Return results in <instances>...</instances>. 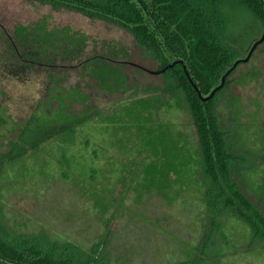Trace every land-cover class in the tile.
<instances>
[{
    "label": "rangeland",
    "instance_id": "obj_1",
    "mask_svg": "<svg viewBox=\"0 0 264 264\" xmlns=\"http://www.w3.org/2000/svg\"><path fill=\"white\" fill-rule=\"evenodd\" d=\"M263 30H247L240 59ZM95 57L123 63L127 84L99 88L83 64ZM130 63L156 68L105 19L0 0V212L15 231L86 250L108 239L119 264H176L197 254L203 233L196 130L183 97L155 89L161 77ZM212 102L233 151L254 163L240 187L264 213V41ZM53 127L56 135L29 146ZM26 128L28 144L17 139ZM223 233L228 242L210 263L264 264L240 221L223 220Z\"/></svg>",
    "mask_w": 264,
    "mask_h": 264
},
{
    "label": "trees",
    "instance_id": "obj_2",
    "mask_svg": "<svg viewBox=\"0 0 264 264\" xmlns=\"http://www.w3.org/2000/svg\"><path fill=\"white\" fill-rule=\"evenodd\" d=\"M42 1L89 18L105 19L126 30L142 53L156 63L154 71L165 69L173 61H182L156 74L161 77L162 86L154 88L170 95H181L187 105L197 135L205 213L197 254L176 264H212L209 260L221 255L228 242L223 233V220L227 218L245 225L249 231V245H259L264 250V213L240 187L245 172L253 168L254 163L233 151L230 134L222 126L212 102L236 67L228 73L222 87L205 102L199 100L182 67L185 66L201 95L207 96L240 59L239 49L247 30L258 25L264 29V0ZM39 38L45 40L44 36ZM83 64L90 67L101 89L105 86L106 90L114 91L123 83L127 84L123 63L95 57ZM130 64L145 69L136 63ZM70 129L72 127L67 126V130ZM28 131L23 129L17 139L28 144L27 136L32 135ZM40 131L38 141H31L29 146L34 147L58 133L56 127ZM108 244V239H98L86 250L46 233L15 231L0 212V264H119V249H116L119 245L113 243L107 248Z\"/></svg>",
    "mask_w": 264,
    "mask_h": 264
},
{
    "label": "water",
    "instance_id": "obj_3",
    "mask_svg": "<svg viewBox=\"0 0 264 264\" xmlns=\"http://www.w3.org/2000/svg\"><path fill=\"white\" fill-rule=\"evenodd\" d=\"M263 41H264V30H263V32H262L260 38H259L257 41H255V42L252 44V46L250 47V49H249V51H248L246 57H245L244 59H238V60H236V61L233 63V65L230 67V69H229L228 71H226V73L221 77V79H220V84H219L217 87H215V88H214V89H213V90H212L207 96H202V95H201V93L198 91V88H197L196 85L192 82V80L190 79L189 75L187 74V72H186V70H185V66H182V67H183V70H184V74H185V76L187 77L188 81L191 83V85H192L193 89L195 90V92L197 93V96H198L199 100L202 101V102H205V101L209 100L210 98H212L213 95L215 94V92H216L217 90H219V89L222 87V85H223V83H224V81H225V78H226V76L228 75V73H229L231 70H233L238 64L247 62V61L249 60V58H250L252 52L254 51V49H255L259 44H261ZM177 63H178V64H182V61H181V60L173 61L171 64H169L167 67H165V69H166V68H172V67H173L175 64H177ZM165 69H162V70H160V71H151V70H148V69H143V70H145V71H146L147 73H149V74H154V75H156V74H158L159 72H163Z\"/></svg>",
    "mask_w": 264,
    "mask_h": 264
}]
</instances>
